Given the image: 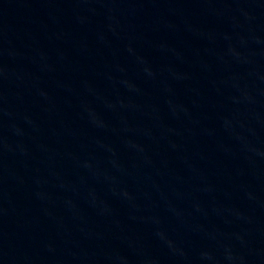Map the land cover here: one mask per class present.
Returning a JSON list of instances; mask_svg holds the SVG:
<instances>
[{"label": "water", "instance_id": "95a60500", "mask_svg": "<svg viewBox=\"0 0 264 264\" xmlns=\"http://www.w3.org/2000/svg\"><path fill=\"white\" fill-rule=\"evenodd\" d=\"M0 264H264V0H0Z\"/></svg>", "mask_w": 264, "mask_h": 264}]
</instances>
